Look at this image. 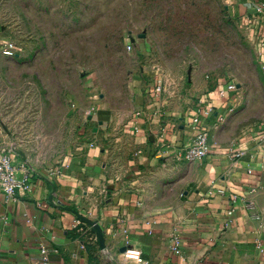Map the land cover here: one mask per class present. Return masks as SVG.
<instances>
[{"label":"rangeland","instance_id":"rangeland-1","mask_svg":"<svg viewBox=\"0 0 264 264\" xmlns=\"http://www.w3.org/2000/svg\"><path fill=\"white\" fill-rule=\"evenodd\" d=\"M243 4L0 0V141L60 173L82 165L88 147L139 158L149 177L158 163L148 162L165 155L157 171L173 181L180 163L244 152L264 125V53ZM198 115L209 150L190 161Z\"/></svg>","mask_w":264,"mask_h":264},{"label":"crops","instance_id":"crops-1","mask_svg":"<svg viewBox=\"0 0 264 264\" xmlns=\"http://www.w3.org/2000/svg\"><path fill=\"white\" fill-rule=\"evenodd\" d=\"M243 5L264 53V0ZM263 126L246 139L241 157L190 169L180 163L174 181L157 171L170 164L165 155L148 162L158 163L149 177L139 158L109 147L99 156L88 147L82 165L60 173L11 139L0 141V148H15L31 174L15 199L0 191L1 264H42V244L51 264H264ZM215 188L237 201L211 193Z\"/></svg>","mask_w":264,"mask_h":264},{"label":"built area","instance_id":"built-area-1","mask_svg":"<svg viewBox=\"0 0 264 264\" xmlns=\"http://www.w3.org/2000/svg\"><path fill=\"white\" fill-rule=\"evenodd\" d=\"M258 14H264V5L260 6L258 9ZM163 88V80L158 79L155 82V91L156 93L161 92ZM237 88L235 83H230L227 86V89L221 91V94L224 95L228 91H234ZM208 116H211L213 113L210 110L206 111ZM196 125L199 126V132L195 141L188 148L186 157L190 161L203 159L209 150V130L205 127H202L201 122L202 118L200 115L196 116L194 119ZM261 137L264 139V126L261 133ZM15 148H0V191L5 194L7 199H15L16 192L18 189H26L30 184V170L23 163H18L16 157ZM243 152H237L236 156L239 158L243 155ZM22 171L23 175L19 176V172ZM211 193H217L222 196H227L233 203L237 201L238 195L231 193L229 194L226 189L218 188L211 189ZM248 208L253 209L252 204L248 205ZM233 210H231V213ZM259 218V216H258ZM175 251L180 252L179 242L176 240L174 245ZM50 249L47 245L42 244L41 246V255H42V264H51L50 261ZM2 263V241L0 239V264Z\"/></svg>","mask_w":264,"mask_h":264},{"label":"water","instance_id":"water-1","mask_svg":"<svg viewBox=\"0 0 264 264\" xmlns=\"http://www.w3.org/2000/svg\"><path fill=\"white\" fill-rule=\"evenodd\" d=\"M21 153V152H20ZM124 250V249H123Z\"/></svg>","mask_w":264,"mask_h":264}]
</instances>
